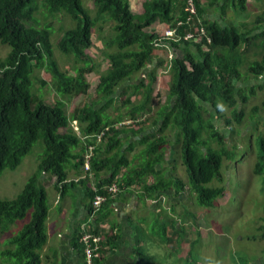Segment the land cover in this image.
Segmentation results:
<instances>
[{
  "label": "trees",
  "instance_id": "obj_1",
  "mask_svg": "<svg viewBox=\"0 0 264 264\" xmlns=\"http://www.w3.org/2000/svg\"><path fill=\"white\" fill-rule=\"evenodd\" d=\"M82 1L0 0V45L9 49L0 59V176L4 170H15L34 144L42 147L35 172L21 191L13 199L0 200V244L7 242L0 257L10 264L43 263L50 204L46 184L54 179L51 188L60 200L71 196L74 207L80 202L72 193L82 191L94 223L108 215V205L119 196L135 198L136 211L117 227L133 230L136 264H214V260L200 263L193 258L194 241L184 258L176 253L186 241L187 230L190 236L193 226L207 215L200 217L195 211H213L230 189L233 175H223L233 166L229 164L237 168L243 155L253 150L250 136L245 144L248 151L241 150L240 157L238 150H229L216 122L240 127L264 115V99L245 113L248 101L257 96L255 90L264 88V9L252 21L236 24L226 21L227 10L242 15L246 0H191L197 14L194 23L204 30L201 35L191 26L193 21L186 23L187 0H136L140 9L134 0H84L91 3L87 9ZM40 12L43 22L37 18ZM57 15L75 25L63 30L53 44L46 22ZM180 20L183 26L177 27L176 37L156 34L158 24L175 27ZM93 32L99 40L105 39L103 57L109 65L98 71L96 98L67 111L66 102L49 100L48 92L87 94L90 83L85 76L95 68L85 51L92 45ZM188 32L194 34L191 41L184 39ZM159 39L172 48L171 60L158 57ZM249 45L258 49L259 59L248 63L243 80L260 84L237 90L241 54ZM55 49L71 61L64 70L56 61ZM144 67L146 77L138 80ZM157 68L167 70L168 98L151 114ZM39 70L48 72L50 80L42 79ZM262 127L253 129L258 154L248 179L258 177L264 187ZM238 130L233 129V134ZM97 196L104 200L95 207ZM236 196L235 188L230 201L235 199L239 205L242 200ZM146 208L154 214L152 223L142 214ZM260 211L250 221L253 235L247 241L264 242V206ZM91 223L80 224L73 238L81 253L80 264L88 245L96 256L93 263L104 258L99 224L91 229ZM84 234L100 238L96 249L81 241ZM154 244L167 245L168 251L155 257L150 253ZM240 253L235 258L241 264H264L257 261L264 259V251L259 257Z\"/></svg>",
  "mask_w": 264,
  "mask_h": 264
},
{
  "label": "rangeland",
  "instance_id": "obj_2",
  "mask_svg": "<svg viewBox=\"0 0 264 264\" xmlns=\"http://www.w3.org/2000/svg\"><path fill=\"white\" fill-rule=\"evenodd\" d=\"M139 2V1H138ZM138 2L134 0L133 4L137 7ZM141 2V1H140ZM83 6L87 9V7H91L89 3L85 4L84 0L82 1ZM246 12L242 15H238L237 13H232L230 9L227 10V14L225 18L226 21L239 23V22H250L255 17V15L259 14L264 9V0H246ZM134 10V8H132ZM136 9V8H135ZM137 9H140L138 6ZM218 12L214 14V18H218ZM212 12L207 13L209 16ZM211 17V16H210ZM37 18L39 22H43V13H37ZM213 18V17H212ZM66 18L57 15L55 19H47L46 24L51 26L52 29V36L53 41L55 44L59 39V36L62 34L63 30L68 29L69 27H73L75 23L71 20H65ZM156 33L159 36H164L165 31L168 27H163L161 24L155 26ZM105 33V31H104ZM105 35V34H104ZM105 40L104 38L101 40L98 39L96 33H92V45L89 47L85 53L92 59L93 69L92 74H88L85 76L86 80L90 83V88L88 89L87 94L78 95V96H69V95H57L52 89L48 92V99H61L66 102L67 111L74 110L76 107L82 105V103L94 100L96 98L95 88L98 84V71L103 72L109 65L106 58L103 57L104 45L102 41ZM160 49L157 50L158 55L161 58H166V47L162 44H159ZM245 50V51H244ZM243 52L240 49L239 52H242V65L240 67V72L242 74V79L237 82V90L242 88H247L248 86H253L260 84L258 81L255 80H243L246 70V66L249 62L253 61L254 59H259V52L258 49L254 45H249ZM7 51H9L7 46L0 45V59L4 58ZM169 52V50H167ZM54 54L56 56V61L61 69H66L69 64H71L70 60L65 59L56 49L54 50ZM39 76L44 79L45 81L50 80V75L45 70H39ZM163 70H159L158 77H157V87L155 88V93L153 95V103H152V113L160 106L163 105L168 95V86L167 83L169 77L167 78L165 73H161ZM136 78V75H135ZM50 84V82H49ZM45 87L43 88V91ZM120 91H118V94ZM255 92L257 93L256 97L251 98L248 101V106L245 108V113L247 112L250 107H255L260 104V102L264 99V88L263 89H256ZM157 94V96H156ZM133 99H135L133 97ZM249 111V110H248ZM259 112V111H258ZM113 117L114 115H110ZM264 124V115H261V118L253 121L249 125L244 126H230L229 128L225 126L223 121L216 122L217 127H220L222 133L225 135L224 139L227 142L228 149H235L238 150L236 155L238 154L239 157L241 156V150H245V144L250 139L252 141L251 148L252 151H248L249 154L245 153L243 155L242 161L239 163L237 168L234 164L231 168L225 170L223 173L224 178L229 174L233 175V180H229L230 189L228 188L225 192V195L216 201L215 207L213 211L211 210L209 213L204 211H195V215L203 217L206 214V217L200 218V222H197L195 228H192V233L188 236L189 231L185 234L186 241H183L181 245H179L178 252L176 255H180L183 257L187 254L189 250V244L194 241V249L193 255L198 262L203 263L202 261L205 259L207 262L208 260H214V264H241L239 260L235 258L236 252L241 254V251H245L248 256H257L264 251V242L258 239L252 240H245L247 236H252L253 228L251 226L250 221L257 217L256 214L259 212L261 214L260 209L264 206V187L262 186L261 180L257 177L256 179H248L250 176V166L255 158H257L258 154V143H257V135L253 138L252 135L254 134V128L262 129V125ZM74 129L79 133L77 124L75 122L72 123ZM156 128H149L148 130H155ZM238 130V134L234 135L233 130ZM250 136V137H249ZM249 137V139H248ZM136 139V137H135ZM42 152V147L39 143L33 145L31 151L24 156L21 160L19 166L15 170H4L0 176V200L1 199H13L23 188L27 178L35 172V168L37 165L38 157ZM253 152V155L250 153ZM166 157V156H165ZM87 165V164H86ZM179 165V164H178ZM179 167V166H178ZM54 180V179H53ZM52 180V182H53ZM51 182V181H50ZM227 185V183H225ZM236 188L237 193V200H242V202L238 205L233 201H230L231 194L234 193V189ZM47 190L48 195L50 196V204L55 200L56 196L53 195L54 192L49 187ZM67 199V198H66ZM70 202L69 200L66 203ZM189 204V203H185ZM50 206V205H49ZM180 207L177 208L179 211ZM56 210V207H55ZM54 210H51L50 213H53ZM56 212V211H55ZM146 218L151 221L154 219V214L146 208L142 212ZM234 214V215H233ZM188 219H184L183 223H188ZM156 230V226L153 227ZM15 229V228H14ZM237 236V237H236ZM148 239V238H147ZM155 239V238H149ZM148 239V240H149ZM147 240V241H148ZM247 241V242H246ZM264 241V240H263ZM7 248V242L3 240L0 244V251ZM168 251L167 245L164 246L163 244H159L151 249L150 253L157 257V255H162L164 252ZM240 251V252H238ZM255 259V258H254ZM4 258L0 257V264H10V260L6 263ZM183 260V259H182ZM257 260V259H255ZM257 261L263 262V260L258 259Z\"/></svg>",
  "mask_w": 264,
  "mask_h": 264
},
{
  "label": "crops",
  "instance_id": "obj_3",
  "mask_svg": "<svg viewBox=\"0 0 264 264\" xmlns=\"http://www.w3.org/2000/svg\"><path fill=\"white\" fill-rule=\"evenodd\" d=\"M176 15L179 16L178 13H176ZM162 26L164 27L166 25ZM160 37L161 36H159V38ZM159 44H162L169 50V52H167V50L165 52L167 61L171 60L174 55L172 48L169 47L167 42L159 39V43L156 45V47H158L156 53L159 52L157 51L160 49ZM158 57H160V55H158ZM154 63L156 64V60H154ZM159 70L163 69L157 68V77L159 75ZM146 72L147 67L141 69L137 79L140 80L145 78ZM161 73H165L168 78L167 70H163ZM167 83L169 84V82ZM166 96L168 97V95ZM51 185L52 180L50 183L46 184V188H51ZM51 190L54 192L52 188ZM79 192L82 191L79 190ZM79 192L77 194L72 193L76 195V200L80 202L76 207L73 206L70 198L71 196H66L63 200H60V195L54 192L53 195H55L56 198L49 204V214L46 220L47 241L41 252V257L43 259L45 258L42 264H80L82 262L81 253L73 243V238L77 234L78 226L86 221L92 222L90 224L91 229L99 224V234L103 239L101 249L103 250L104 258L98 257V261L96 262V259L93 264H136V254L134 252L135 243L132 237L134 234L133 230L123 227L122 231H120L117 227V223L121 222L122 219L124 220L125 216L130 214V212L136 211L135 198L127 195L124 197L119 196L113 203L108 205V215L105 216V218L101 217L100 221L97 219V223H94L93 219H96L90 218V216L87 215L88 210L85 209V201H87V199ZM67 200L70 202L66 203ZM51 210H54V212L52 211L53 213H50Z\"/></svg>",
  "mask_w": 264,
  "mask_h": 264
},
{
  "label": "built area",
  "instance_id": "obj_4",
  "mask_svg": "<svg viewBox=\"0 0 264 264\" xmlns=\"http://www.w3.org/2000/svg\"><path fill=\"white\" fill-rule=\"evenodd\" d=\"M185 11L187 12L186 23H189V22L193 21V23L191 24V26H196L195 23H194V20H195L197 14H196L195 7L192 4V1L191 0H187L186 7H185ZM179 26H183V21L182 20L178 21L175 27H168L167 30L164 33V36H162V37H164V38H171V37H174V36L176 37L177 36V27H179ZM197 28L198 29H195V31L198 30L199 31L198 33L199 34L204 35L203 28L202 27H197ZM184 39L191 41V40L194 39V34L191 33V32H189V33H187L184 36ZM111 191L114 192L115 189L112 188ZM103 200H104V198H102L100 196H97V197H95V200H94L93 205L95 207H97ZM81 241L83 243H85V244H94L95 245L94 246V249H96L97 244H100V238L98 236H92L91 234H84L82 236V238H81ZM95 257L96 256L94 255L93 250L90 249L89 248V245H88V248L86 250L85 264H92L93 259Z\"/></svg>",
  "mask_w": 264,
  "mask_h": 264
},
{
  "label": "clouds",
  "instance_id": "obj_5",
  "mask_svg": "<svg viewBox=\"0 0 264 264\" xmlns=\"http://www.w3.org/2000/svg\"><path fill=\"white\" fill-rule=\"evenodd\" d=\"M84 264H85V257H84ZM92 264H93V262H92Z\"/></svg>",
  "mask_w": 264,
  "mask_h": 264
}]
</instances>
